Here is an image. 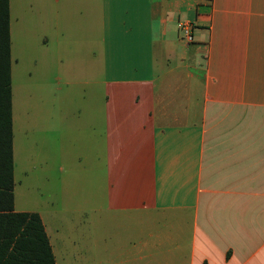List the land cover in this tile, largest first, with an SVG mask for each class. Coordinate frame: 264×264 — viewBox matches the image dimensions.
<instances>
[{
	"label": "crops",
	"instance_id": "crops-1",
	"mask_svg": "<svg viewBox=\"0 0 264 264\" xmlns=\"http://www.w3.org/2000/svg\"><path fill=\"white\" fill-rule=\"evenodd\" d=\"M9 33L15 212L12 40L29 35L58 45L69 93L103 89L89 204L106 206L89 264H264V0H9ZM76 101L70 132L89 134L93 103L75 114ZM22 126L29 141L45 127Z\"/></svg>",
	"mask_w": 264,
	"mask_h": 264
},
{
	"label": "rangeland",
	"instance_id": "rangeland-1",
	"mask_svg": "<svg viewBox=\"0 0 264 264\" xmlns=\"http://www.w3.org/2000/svg\"><path fill=\"white\" fill-rule=\"evenodd\" d=\"M77 43L76 48L79 49L81 41ZM63 44L61 41V47ZM52 46L51 49L45 48L39 38L29 35L12 40L16 207L23 212L41 213L57 253L62 250L59 264H89V240H101L102 211L106 206L103 200L96 198L89 204V187L94 192L103 173L101 154L97 155L99 150L96 146L100 141L96 135L101 121L100 104L95 103L102 99L103 89L95 84L86 92L70 86L69 93L64 85L67 76L59 71L60 63L55 54L58 45ZM69 48L70 42H66L61 52L64 62V50ZM68 80H74V77L68 74ZM93 80L99 81L97 78ZM84 97H89L93 103L89 105L93 112V131L89 130L88 134L86 126H83L80 134L71 133L68 112L74 105L71 101H78V109L72 112L86 114L88 109ZM32 119L45 127L38 134L35 132L29 141L27 126L23 128L22 123L31 124ZM99 134L102 135V131ZM38 137L40 145H36ZM72 139L76 143L73 152L83 160L78 165L82 168L79 169L81 182L73 180L77 170L70 165L69 159ZM89 153L95 162L99 160L94 176L90 175L94 170H89L87 164ZM79 186L84 191L74 192Z\"/></svg>",
	"mask_w": 264,
	"mask_h": 264
},
{
	"label": "trees",
	"instance_id": "trees-1",
	"mask_svg": "<svg viewBox=\"0 0 264 264\" xmlns=\"http://www.w3.org/2000/svg\"><path fill=\"white\" fill-rule=\"evenodd\" d=\"M9 0H0V264H56L38 213L14 211Z\"/></svg>",
	"mask_w": 264,
	"mask_h": 264
},
{
	"label": "built area",
	"instance_id": "built-area-1",
	"mask_svg": "<svg viewBox=\"0 0 264 264\" xmlns=\"http://www.w3.org/2000/svg\"><path fill=\"white\" fill-rule=\"evenodd\" d=\"M180 28L183 31L186 39L191 42L192 41V35H191L190 26L187 24H180Z\"/></svg>",
	"mask_w": 264,
	"mask_h": 264
}]
</instances>
